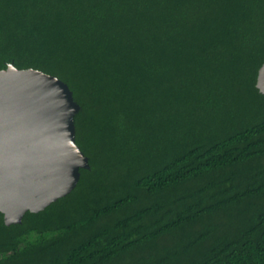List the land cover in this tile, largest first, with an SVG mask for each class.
I'll return each mask as SVG.
<instances>
[{"label":"trees","instance_id":"obj_1","mask_svg":"<svg viewBox=\"0 0 264 264\" xmlns=\"http://www.w3.org/2000/svg\"><path fill=\"white\" fill-rule=\"evenodd\" d=\"M264 0H0V69L72 90L89 168L0 264H264Z\"/></svg>","mask_w":264,"mask_h":264},{"label":"water","instance_id":"obj_2","mask_svg":"<svg viewBox=\"0 0 264 264\" xmlns=\"http://www.w3.org/2000/svg\"><path fill=\"white\" fill-rule=\"evenodd\" d=\"M255 86L264 95V61ZM80 110L68 84L43 70L0 69V212L5 225L73 190L88 157L75 141Z\"/></svg>","mask_w":264,"mask_h":264}]
</instances>
